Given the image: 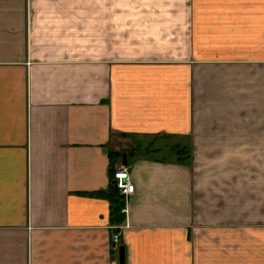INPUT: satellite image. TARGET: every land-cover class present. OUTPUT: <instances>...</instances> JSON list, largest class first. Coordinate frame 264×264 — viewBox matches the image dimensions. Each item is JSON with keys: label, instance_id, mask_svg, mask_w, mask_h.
I'll use <instances>...</instances> for the list:
<instances>
[{"label": "crops", "instance_id": "0c3cea01", "mask_svg": "<svg viewBox=\"0 0 264 264\" xmlns=\"http://www.w3.org/2000/svg\"><path fill=\"white\" fill-rule=\"evenodd\" d=\"M121 248L264 264V0H0V264Z\"/></svg>", "mask_w": 264, "mask_h": 264}, {"label": "built area", "instance_id": "2783aa9c", "mask_svg": "<svg viewBox=\"0 0 264 264\" xmlns=\"http://www.w3.org/2000/svg\"><path fill=\"white\" fill-rule=\"evenodd\" d=\"M116 187L121 194L128 199L133 196L136 192V186L133 183L132 177L128 170H120L115 175ZM124 213H127L125 211Z\"/></svg>", "mask_w": 264, "mask_h": 264}, {"label": "trees", "instance_id": "16d2710c", "mask_svg": "<svg viewBox=\"0 0 264 264\" xmlns=\"http://www.w3.org/2000/svg\"><path fill=\"white\" fill-rule=\"evenodd\" d=\"M188 153H189L188 150H186L185 148L179 149L177 151V156L179 157L178 159L181 161L184 160L185 157H188V155H189Z\"/></svg>", "mask_w": 264, "mask_h": 264}, {"label": "water", "instance_id": "95a60500", "mask_svg": "<svg viewBox=\"0 0 264 264\" xmlns=\"http://www.w3.org/2000/svg\"><path fill=\"white\" fill-rule=\"evenodd\" d=\"M120 259H121V264L126 263V251L125 248H121L120 250Z\"/></svg>", "mask_w": 264, "mask_h": 264}, {"label": "rangeland", "instance_id": "374dc122", "mask_svg": "<svg viewBox=\"0 0 264 264\" xmlns=\"http://www.w3.org/2000/svg\"><path fill=\"white\" fill-rule=\"evenodd\" d=\"M164 148H166V147H163V149H164ZM166 152L169 153V150H167V148H166ZM162 155L164 156V155H167V154H166V153H165V154L163 153ZM174 155H175V154H174ZM175 156H176V155H175ZM175 156H174V159L179 158L178 156H177V157H175ZM167 157H168V156H167ZM122 170H124V169H122ZM125 170H128V169H125Z\"/></svg>", "mask_w": 264, "mask_h": 264}]
</instances>
